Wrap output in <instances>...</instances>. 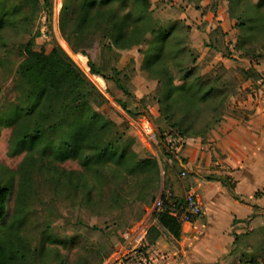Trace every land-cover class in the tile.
I'll return each instance as SVG.
<instances>
[{"label": "trees", "instance_id": "16d2710c", "mask_svg": "<svg viewBox=\"0 0 264 264\" xmlns=\"http://www.w3.org/2000/svg\"><path fill=\"white\" fill-rule=\"evenodd\" d=\"M21 1L29 7L31 14L43 9L51 11V0ZM229 3L236 28L241 31L238 43V49L243 51L241 56L254 60L260 53L246 46L264 37V0L257 4L246 3V0H229ZM5 6L0 3L2 47L6 46L4 35L14 26L13 15L16 14L11 15L16 9L9 13ZM150 7L149 0H63L59 30L74 53L89 58L92 75L112 81L125 94L128 89L123 81L125 75L121 77L122 71L113 67L104 69L89 56L95 33L104 43L103 50L128 46L131 42L136 45L147 42L142 68L158 84L156 102L168 128L160 134V142L164 141V134L169 133L177 135L183 147L186 139H206L224 120L235 85L223 77L205 81L194 68H181V78L176 84L177 78L170 70L177 56V52L171 50L175 28L155 27L151 22ZM248 33V40H243ZM38 37L39 33L33 34L22 49L23 58L15 76L17 102L0 110V132L4 128L11 129L8 156L25 154L16 171L0 165V264L64 262L59 246L66 248V240L55 236L51 225L43 226L36 243L27 235L30 191L34 188L35 175H53L51 179L63 177V188L71 199L80 198V203L86 207L101 203L104 187L111 188L109 202L129 204L119 192L122 180L133 181L130 195L136 196L134 202L153 204L158 200L162 184L158 160L139 158L133 151L132 141L126 140L115 124L95 108V101L104 98L85 74L60 47L37 46ZM148 37L151 39L146 41ZM240 73L244 81L261 79L255 69ZM122 107L128 110L126 104ZM176 155L165 149L166 158L175 166ZM68 160L77 162L84 173H59L57 164ZM58 178L56 182H60ZM221 181L234 190L228 179ZM164 183V191L159 196L163 209L152 213L151 218L157 226L148 229L146 242L149 244L155 243L159 231L177 241L182 236V222L170 214L175 199L167 191V181ZM262 232L264 238V229ZM146 247L139 251L140 255L146 253ZM108 255H103L98 264H103ZM257 263L256 260H245V264ZM76 264L89 262L83 259Z\"/></svg>", "mask_w": 264, "mask_h": 264}, {"label": "rangeland", "instance_id": "374dc122", "mask_svg": "<svg viewBox=\"0 0 264 264\" xmlns=\"http://www.w3.org/2000/svg\"><path fill=\"white\" fill-rule=\"evenodd\" d=\"M149 1L151 22H154L155 27L175 28L171 50L176 51L177 56L171 63L170 70L177 78L176 84H179L181 78V68L183 70L194 68L197 75L205 81L217 77L230 81L235 87L233 96L230 95L231 92L229 93L226 105L224 117L228 116L240 91L247 87L248 81H244L240 71L255 69L262 72L264 69V37L261 39L259 37L257 42L251 45L245 44L248 49L260 53V56L250 60L242 57L243 51L238 49L241 31L236 28V19L231 14L229 0ZM247 1L257 4L259 0H246V3ZM0 3L6 5L5 11L9 13L13 8L16 9L11 13V15L16 13L13 15L14 26L4 35L6 46L0 45V110L3 106L7 108L17 102L15 76L18 64L23 58L22 49L33 34L39 33L37 46L60 47L85 74L104 98L95 101V108L115 124L117 131L123 134L126 140L132 141L133 151L139 158L158 160L162 177L158 192L160 198L164 191V181H167L164 175V171L167 172L168 169L164 160L165 149H169L164 141L160 142L159 137L168 128L160 116L156 102L158 84L142 68L147 42L141 45L131 42L128 46L103 50L104 43L95 33L89 56L104 69L113 67L122 71L121 77L125 75L123 81L128 89V94H125L118 90L112 81L92 75L88 66L89 58L81 53H74L62 37L59 30V15L63 0H51V11L43 9L36 14H31L29 7L21 0H0ZM249 35L250 33L243 40H248ZM150 39L151 37H148L146 41ZM107 71L111 77L110 70ZM122 104H126L131 113L125 110ZM147 126L152 129L156 141L147 134L149 131ZM10 134L11 129L8 128L0 132V165L16 171L25 154L13 158L8 156ZM173 167L175 177L179 176L183 179L184 185H187L189 180L187 175L184 177L179 167L175 165ZM56 169L59 173H84L83 168L71 160L57 164ZM52 177L53 175L46 174L34 177V188L32 187L30 191L27 235L36 243L41 237L43 226L46 223L51 225L53 234L66 240V248L59 246L65 264H76L83 259L89 264H98L101 257L106 254L109 255L103 264H128L132 259L130 254L134 245L128 243L124 236L131 235L146 222L147 227L153 225L151 217L156 202L153 204L134 202L136 196L130 195L132 193L130 184L133 181L122 180L119 192L128 199L129 204L116 205L109 202L111 188L104 187L100 196L101 203L95 202L86 207L80 203V198L71 199L67 190L63 188V177L56 176L60 182L55 181L57 178L51 179ZM245 245L251 246L252 252L258 247L257 260H264V241L261 235L252 232L250 240L247 239ZM245 257L241 262L234 259L231 264H245ZM150 261H147V264L152 262Z\"/></svg>", "mask_w": 264, "mask_h": 264}, {"label": "crops", "instance_id": "0c3cea01", "mask_svg": "<svg viewBox=\"0 0 264 264\" xmlns=\"http://www.w3.org/2000/svg\"><path fill=\"white\" fill-rule=\"evenodd\" d=\"M256 71L262 79L247 82L231 113L209 136L186 139L177 152L175 167L187 175V185L175 177L172 161L164 159L168 193L182 200L197 191L203 216L182 224L179 241L159 231L155 243L146 242V253L131 250L128 264H231L244 256L260 262L258 247L252 252L245 245L252 232L264 241V69ZM221 179H228L234 190ZM152 226H157L155 220Z\"/></svg>", "mask_w": 264, "mask_h": 264}, {"label": "built area", "instance_id": "2783aa9c", "mask_svg": "<svg viewBox=\"0 0 264 264\" xmlns=\"http://www.w3.org/2000/svg\"><path fill=\"white\" fill-rule=\"evenodd\" d=\"M148 128V135L153 140L156 141L155 135L150 128ZM164 143L168 147L170 151L178 152L182 147V140L173 134L166 133L164 134ZM185 174H183L184 176ZM173 207L170 210V214L174 217H179L182 224L193 223L195 220H198L203 216V203L200 194L197 191L189 192L184 199L182 200H175L173 201ZM163 209L162 201L160 198L155 203L154 211L153 212H160ZM147 223V222H146ZM143 224L131 235L126 234L124 238L128 240V243L134 245L133 251L139 254V251L146 246V237L148 233L149 227L147 224ZM140 255V254H139ZM143 264H147V261L143 260ZM257 264H264V260L258 262Z\"/></svg>", "mask_w": 264, "mask_h": 264}]
</instances>
